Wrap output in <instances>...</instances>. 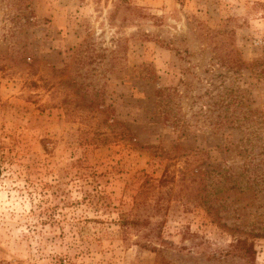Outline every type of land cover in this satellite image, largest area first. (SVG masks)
<instances>
[{
	"label": "rangeland",
	"instance_id": "1",
	"mask_svg": "<svg viewBox=\"0 0 264 264\" xmlns=\"http://www.w3.org/2000/svg\"><path fill=\"white\" fill-rule=\"evenodd\" d=\"M0 162V264H264V0H0Z\"/></svg>",
	"mask_w": 264,
	"mask_h": 264
},
{
	"label": "trees",
	"instance_id": "2",
	"mask_svg": "<svg viewBox=\"0 0 264 264\" xmlns=\"http://www.w3.org/2000/svg\"><path fill=\"white\" fill-rule=\"evenodd\" d=\"M1 171H2V169H1V162H0V174H1ZM239 243H242V242H239ZM244 244V243H243ZM246 251L249 253V252H251L252 251V249H251V247L250 248H246Z\"/></svg>",
	"mask_w": 264,
	"mask_h": 264
}]
</instances>
